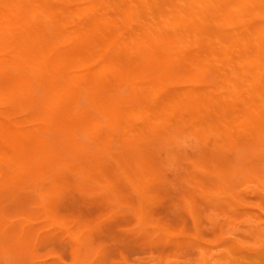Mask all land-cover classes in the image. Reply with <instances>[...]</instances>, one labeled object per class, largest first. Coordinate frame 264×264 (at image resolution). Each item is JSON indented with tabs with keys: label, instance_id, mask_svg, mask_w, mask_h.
Returning a JSON list of instances; mask_svg holds the SVG:
<instances>
[{
	"label": "bare ground",
	"instance_id": "bare-ground-1",
	"mask_svg": "<svg viewBox=\"0 0 264 264\" xmlns=\"http://www.w3.org/2000/svg\"><path fill=\"white\" fill-rule=\"evenodd\" d=\"M115 128L264 158V0H0V194L56 181L51 145Z\"/></svg>",
	"mask_w": 264,
	"mask_h": 264
},
{
	"label": "rangeland",
	"instance_id": "rangeland-1",
	"mask_svg": "<svg viewBox=\"0 0 264 264\" xmlns=\"http://www.w3.org/2000/svg\"><path fill=\"white\" fill-rule=\"evenodd\" d=\"M112 132L51 145L56 181L0 194V264H264V158L239 144L212 159L182 131Z\"/></svg>",
	"mask_w": 264,
	"mask_h": 264
}]
</instances>
